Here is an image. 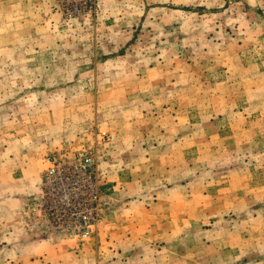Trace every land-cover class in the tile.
Wrapping results in <instances>:
<instances>
[{"label": "rangeland", "instance_id": "1", "mask_svg": "<svg viewBox=\"0 0 264 264\" xmlns=\"http://www.w3.org/2000/svg\"><path fill=\"white\" fill-rule=\"evenodd\" d=\"M61 148L86 239L39 212ZM0 264H264V0H0Z\"/></svg>", "mask_w": 264, "mask_h": 264}, {"label": "built area", "instance_id": "2", "mask_svg": "<svg viewBox=\"0 0 264 264\" xmlns=\"http://www.w3.org/2000/svg\"><path fill=\"white\" fill-rule=\"evenodd\" d=\"M98 0H60L67 20L96 11ZM38 201L39 212L55 231L86 239L101 217L102 193L89 149L61 148L50 154Z\"/></svg>", "mask_w": 264, "mask_h": 264}]
</instances>
